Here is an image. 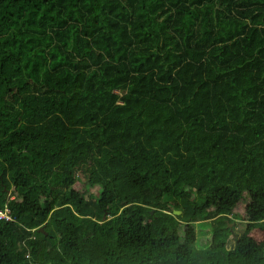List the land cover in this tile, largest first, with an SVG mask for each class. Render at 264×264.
<instances>
[{"label": "trees", "instance_id": "1", "mask_svg": "<svg viewBox=\"0 0 264 264\" xmlns=\"http://www.w3.org/2000/svg\"><path fill=\"white\" fill-rule=\"evenodd\" d=\"M5 209L0 264H264V0H0Z\"/></svg>", "mask_w": 264, "mask_h": 264}, {"label": "rangeland", "instance_id": "2", "mask_svg": "<svg viewBox=\"0 0 264 264\" xmlns=\"http://www.w3.org/2000/svg\"><path fill=\"white\" fill-rule=\"evenodd\" d=\"M98 190L99 188L98 187H92L91 190H90V193H92L93 195H97L98 194ZM171 206L172 207H176L177 206V203L176 202H173L171 203ZM243 206L244 204H241L237 207L236 209V216L234 217V220L236 222V226H235V229H243L244 228V221L241 220V214L243 213ZM205 227L206 224H201ZM208 225V223H207ZM234 225V223H231V226ZM252 236H254L258 241H261L263 238H264V231L263 230H259V229H255L252 231Z\"/></svg>", "mask_w": 264, "mask_h": 264}, {"label": "built area", "instance_id": "3", "mask_svg": "<svg viewBox=\"0 0 264 264\" xmlns=\"http://www.w3.org/2000/svg\"><path fill=\"white\" fill-rule=\"evenodd\" d=\"M12 216L10 215V212L8 209L0 210V220H12Z\"/></svg>", "mask_w": 264, "mask_h": 264}, {"label": "water", "instance_id": "4", "mask_svg": "<svg viewBox=\"0 0 264 264\" xmlns=\"http://www.w3.org/2000/svg\"><path fill=\"white\" fill-rule=\"evenodd\" d=\"M173 214H181L180 210H173ZM106 215L103 216V218H105ZM39 230L41 231L42 228L40 227Z\"/></svg>", "mask_w": 264, "mask_h": 264}]
</instances>
